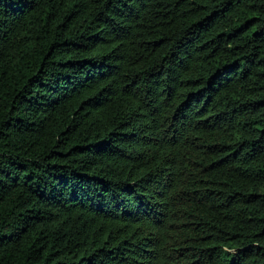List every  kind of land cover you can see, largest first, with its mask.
<instances>
[{
  "label": "trees",
  "instance_id": "obj_1",
  "mask_svg": "<svg viewBox=\"0 0 264 264\" xmlns=\"http://www.w3.org/2000/svg\"><path fill=\"white\" fill-rule=\"evenodd\" d=\"M0 264H264V0H0Z\"/></svg>",
  "mask_w": 264,
  "mask_h": 264
}]
</instances>
